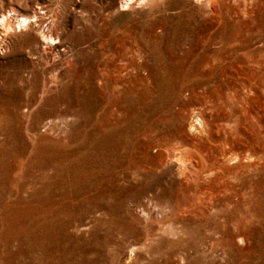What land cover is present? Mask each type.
I'll list each match as a JSON object with an SVG mask.
<instances>
[{
	"label": "rangeland",
	"instance_id": "374dc122",
	"mask_svg": "<svg viewBox=\"0 0 264 264\" xmlns=\"http://www.w3.org/2000/svg\"><path fill=\"white\" fill-rule=\"evenodd\" d=\"M231 3L0 0L61 34L0 50V264H264V0Z\"/></svg>",
	"mask_w": 264,
	"mask_h": 264
},
{
	"label": "bare ground",
	"instance_id": "6f19581e",
	"mask_svg": "<svg viewBox=\"0 0 264 264\" xmlns=\"http://www.w3.org/2000/svg\"><path fill=\"white\" fill-rule=\"evenodd\" d=\"M151 1L152 0H121V8L124 10L126 7L130 8L135 4L136 5L149 4V2ZM198 1L201 2L202 4H206L208 8V10L204 12L202 16L212 17V19L215 18L221 19L223 17V13L225 12V10L223 9V5L227 6L226 8L227 12L230 8L231 9L233 8L232 5H235V3H231V0H198ZM246 1L254 3L255 1L258 0H246ZM236 4L238 5V3ZM43 9L44 8L42 6H38L37 8L35 7L31 11V14H27V13L25 14L22 13L20 9L14 6H9L7 8L2 7V9L0 10V44H1L0 50L2 49L3 47L2 44L4 43L5 38L7 36L15 35L24 31L25 34L26 33L30 34L31 30H33V34H32L33 38L35 40L38 38V40L41 41L40 43L41 46H43L45 49H47L46 46L48 45L51 46L52 48L60 47L59 39H61V34L58 28L59 13L57 12L52 13L50 11L51 15L48 14L50 18L48 16L47 18L46 17L47 11H45L46 9L45 10ZM42 10L46 13H43ZM63 50H65V48H63Z\"/></svg>",
	"mask_w": 264,
	"mask_h": 264
}]
</instances>
